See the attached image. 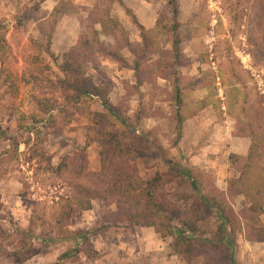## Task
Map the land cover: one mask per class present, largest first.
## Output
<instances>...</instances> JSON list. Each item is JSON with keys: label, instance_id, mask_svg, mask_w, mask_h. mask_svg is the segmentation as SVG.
<instances>
[{"label": "rangeland", "instance_id": "374dc122", "mask_svg": "<svg viewBox=\"0 0 264 264\" xmlns=\"http://www.w3.org/2000/svg\"><path fill=\"white\" fill-rule=\"evenodd\" d=\"M56 1L57 6L52 1L44 4L45 0H0V22L8 28L7 41L13 53L7 67L20 79L19 93L0 99V132L9 131L20 142H29L28 148L21 145L17 153L0 134V226L8 235L5 251L11 254L18 248L19 231L29 229L34 201L44 202L50 211L57 197L69 191L62 180L45 173L48 159L57 168L63 158L75 160L83 153L88 170L98 172L100 149L89 137L100 129L126 134L120 140L134 145L136 131L130 136L138 128L148 138L143 150L147 156L131 158V162L143 180L162 177L158 199L184 212L199 191L215 198L232 214L234 222L238 220L237 264H264V243L246 240V226L254 222L247 198L254 192L249 189L264 182V0H177L178 57L173 55L171 35L156 29L159 21L161 26L173 27L169 0H91L84 5L75 0ZM56 7L61 13L55 18L59 25L52 45L57 66L47 55L40 34V23L49 19ZM108 14L119 23V29H102L100 22L106 21ZM17 19L23 26L15 31ZM134 19L152 37L148 52L140 51L144 43ZM81 37L98 41L92 49H86L79 44ZM75 46L76 53L87 57L81 81L97 87L121 118L111 117L99 98H85L76 105L63 102L57 88V67L65 63L64 56ZM111 53L120 55L121 60L109 56ZM35 58L50 64L54 74L41 75L32 65ZM137 65H141L138 73ZM32 73L49 77L52 82L33 85L29 82ZM177 83L180 104L176 102ZM35 97L49 100L54 110L48 106L49 113L43 114ZM216 128L221 133V146L210 141ZM183 130L193 153L202 151L195 164L187 158L190 152L185 159L179 148V132ZM234 137L248 139L251 145L247 157L252 150L251 161L226 153L223 144L236 143L241 149ZM212 146L215 148L210 152ZM168 162L186 169L192 179ZM243 171L248 172L244 178L240 175ZM260 219L264 226V217ZM219 223L216 216L200 223L197 237L212 240ZM240 224L244 231H240ZM175 225L180 227L179 223ZM65 229L73 234L86 233L93 251V259L80 254L65 264H185L171 249L172 237L164 239L153 228L131 226L118 215L115 205L94 202L92 211L77 216ZM46 232L61 238L59 232H51L50 225L37 228L36 235ZM33 245L41 247L37 242ZM73 247L70 240L57 242L46 254L24 264H54ZM204 262L205 258L199 256L193 264ZM0 264L13 262L8 256L1 258Z\"/></svg>", "mask_w": 264, "mask_h": 264}, {"label": "trees", "instance_id": "16d2710c", "mask_svg": "<svg viewBox=\"0 0 264 264\" xmlns=\"http://www.w3.org/2000/svg\"><path fill=\"white\" fill-rule=\"evenodd\" d=\"M168 6L174 20L173 27L169 29L163 25L161 26L159 21L156 24V29L171 35L173 40V55L178 57L180 41L177 37V29L180 24L177 21L179 17L177 0H169ZM59 8L60 7H56L54 9V14H52L49 19L40 23V34L46 43V53L50 59L53 60L55 65L57 64V58L52 53V45L54 34L59 25L58 21L55 19L61 14ZM127 13L131 14L130 11H127ZM107 17L108 19L106 21L100 22L103 30H106L108 27H112L114 30L120 28L119 23L113 20L109 14ZM134 23L141 31V37L144 43V47H142L140 51L148 52L152 37L147 35L145 28L136 19H134ZM21 26H23L22 21L17 19L15 31H18ZM46 27H49L48 31ZM91 34L96 35L97 32L91 31ZM7 35L8 28L5 24L0 22V99H3L6 95L16 96L19 93L18 83H20V79H18L17 76L15 77L14 74H10L7 67V64L11 66L10 58H13L11 47L7 41ZM83 39L84 41L82 42ZM97 41L98 39L96 38L90 41L81 37L79 39V44L81 43L80 45H82L83 48L92 49ZM127 45L130 46L129 43H127ZM77 47H73L70 52L64 56L65 63L57 67V69L60 70V75L58 74V77H60L58 83L59 87L52 83L53 87H57L58 90L61 91L63 102L67 105L79 104L85 98H99L102 106L108 111L111 117L116 119L121 118V114L117 112L116 107L101 96L97 87L92 86L88 82L81 81V77L84 75L83 62H87V57L86 55H82L80 51L76 53ZM109 56L114 57L118 61L121 60V56L117 53H111ZM16 64L18 65L17 62ZM32 65L35 66L41 75L54 74L52 66L50 64H42L38 58L34 59ZM140 69L141 65H137L135 72H140L138 71ZM30 78L31 81L29 82L36 86L52 82L49 77L45 79L40 77L37 73H32ZM136 78L137 83L141 84L138 75ZM175 90L176 102L180 104L181 88L178 83L175 86ZM35 98L37 106L43 114L47 115L49 109L54 110L53 105H49V100L39 97ZM55 103H57L56 99ZM48 106H50L49 109ZM33 121L37 122L35 119H33ZM123 124L128 128L130 127L127 123ZM134 131H136L138 136L134 138L133 144L136 145L138 149H136L134 145L130 143L125 144L120 140V136L123 135V138H125L127 136L126 134L120 135L115 132L97 129L96 135H94V137H89L92 138L91 143H96L100 149V169L95 173L88 170L86 155L83 153L79 154L78 158L75 160L70 157L63 158L57 168H54L51 164L52 160L48 159L45 173L62 180L68 185L69 191L57 197L58 200L50 207V211H47L46 208L48 207L45 206L46 204L44 202L34 201L33 204L35 208L32 211L29 229L26 231H19L21 236L19 246L16 251L11 254L5 251L4 243L8 242V235L0 226V259L9 256L13 264H24L37 255L46 254L50 246L55 243L69 240L73 242L74 247L60 255L54 264H65L71 259L78 257L80 254H84L88 258L93 259V251L91 250L89 236L83 232L73 234L65 228H67L69 223L77 216L92 211L93 203L100 201L107 206L115 205L118 215L131 226L138 228H153L155 232L164 239L172 237L173 242L171 244V249L185 264H193L199 256L205 258L204 264H237L238 220L236 219L234 222L232 214H229L218 200L213 197L204 196L201 194V191L198 192V196L194 200L195 202L193 205L184 212L162 203L157 197V191L163 184L162 177L157 175L152 180H143L139 176L137 167L131 162L132 159L144 158L147 156L143 151L144 145L147 144L145 141L148 139H146L147 135H144V133L137 128L131 132L132 136L130 137L134 136ZM0 134L2 138L10 142L11 146L15 147L17 153L21 145L25 148L29 147L28 141L24 143L20 142L18 138L13 137L9 131H1ZM254 146L253 144V147ZM252 154L251 150L249 157L246 158L247 161H251ZM6 155H10V153H6ZM2 162V159H0V179L3 175ZM167 164L176 168L177 172H181L189 179H192L191 173L180 165H176V163L173 162H168ZM248 167H250V163H248ZM240 175L244 178L248 175V172L243 171ZM242 178L239 180H242ZM23 184L26 185L27 183L23 182ZM193 184L196 186L195 182ZM249 192H254V195H249L250 197H247L251 204L248 212L253 215L252 218L254 222L246 226V228L249 229L246 240L250 243H264V226L260 221V218L264 217V182L254 184L253 187L249 189ZM2 209L3 204L0 198V214ZM213 216H216L220 221L213 239H199L197 237L199 224ZM175 223H179L180 227L176 226ZM49 225L51 226V232H59L61 238L53 237L47 234V232L41 236L36 235L37 228ZM240 227H242L241 224ZM240 231H244V228H240ZM36 242L41 245L40 248L34 247L33 244Z\"/></svg>", "mask_w": 264, "mask_h": 264}, {"label": "crops", "instance_id": "0c3cea01", "mask_svg": "<svg viewBox=\"0 0 264 264\" xmlns=\"http://www.w3.org/2000/svg\"><path fill=\"white\" fill-rule=\"evenodd\" d=\"M51 1L53 2L54 5L57 6V1L56 0H45L44 4H46V3L49 4V2H51ZM75 1H76L77 4L84 5L83 3H85V2L88 3L91 0H75ZM123 2H124V0H123ZM215 127H217V128L219 127L220 131H221V129H223L222 126H215ZM217 128L212 133L213 135L210 136V139H211L210 141L211 142H214L215 144L220 145L221 143H219V142H221V140H220L221 133H220V131ZM185 134H186L185 133V130L179 132V139H180L179 142L181 143V145L179 143V148L182 150L181 153L183 155V158H185V159L188 158L193 164H195L194 163V160H198L200 157L203 156L202 153H201L202 151H199L197 154L193 153V147L191 148L190 145H188V146L186 145V143H187V139H186L187 136ZM225 136H227V133H225ZM234 138H236V140H237L236 142H239V144L242 145L241 149L236 148L237 147L236 146V143H234L235 145H233V143L232 144L227 143V145L226 144H223V146L225 147V149H227V152L226 153L229 152L231 154H235L234 156L237 155V156L247 157L248 156V153H249V150H250V145H251L249 143L248 139H246V138H237V137H234ZM234 138H232V139H234ZM192 146H194V145H192ZM214 148L215 147L212 146V149L210 150V152H212ZM216 149H217V152L220 150L219 147H217ZM223 149L224 148L221 149V152H222ZM184 150L186 151V153L184 152ZM188 151L190 152L189 155L187 154ZM203 152H206V149ZM186 155H188L187 158H186ZM208 156H210V155H208Z\"/></svg>", "mask_w": 264, "mask_h": 264}]
</instances>
